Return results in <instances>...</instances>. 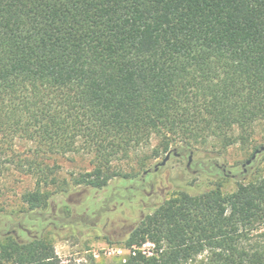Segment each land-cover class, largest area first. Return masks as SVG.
Segmentation results:
<instances>
[{"label": "trees", "instance_id": "obj_1", "mask_svg": "<svg viewBox=\"0 0 264 264\" xmlns=\"http://www.w3.org/2000/svg\"><path fill=\"white\" fill-rule=\"evenodd\" d=\"M261 121L264 0H0V144H36L24 158L32 212L60 186L58 155H91L75 183L102 189L135 178L115 163L154 137L155 157L183 155L211 137L227 148L234 127L244 139ZM127 245L121 264H264V174L231 193L180 190ZM0 264L67 263L35 237L0 249Z\"/></svg>", "mask_w": 264, "mask_h": 264}, {"label": "rangeland", "instance_id": "obj_2", "mask_svg": "<svg viewBox=\"0 0 264 264\" xmlns=\"http://www.w3.org/2000/svg\"><path fill=\"white\" fill-rule=\"evenodd\" d=\"M231 135L237 140L227 148L221 138L211 137L194 144L192 153L179 155L175 145L159 157L153 154L159 145L154 137L130 159L115 163L137 176L114 178L102 189L75 183L76 176L93 168L91 155H58L49 162L57 161L61 183L45 188L51 194L39 213L30 211L22 201L24 193L36 189L37 179L27 173L24 162L36 144L20 138L11 146L0 144L4 155L0 166V249H15L20 242L46 237L67 264H121L131 254L127 240L134 228L180 190L197 195L219 186L224 193H231L238 182L256 181L264 174V151L253 158L264 145V121L256 123L244 139L239 127H234ZM168 153L170 158L162 165ZM140 249L151 255L154 245L146 242ZM200 261L201 257L191 264Z\"/></svg>", "mask_w": 264, "mask_h": 264}, {"label": "water", "instance_id": "obj_3", "mask_svg": "<svg viewBox=\"0 0 264 264\" xmlns=\"http://www.w3.org/2000/svg\"><path fill=\"white\" fill-rule=\"evenodd\" d=\"M261 151H264V145L256 151V153L253 155V158H255L257 156V154L260 153ZM169 158H170V153H168L166 155L165 159L163 160V162L161 164L164 165ZM251 161H252V159L248 160V163H250Z\"/></svg>", "mask_w": 264, "mask_h": 264}]
</instances>
